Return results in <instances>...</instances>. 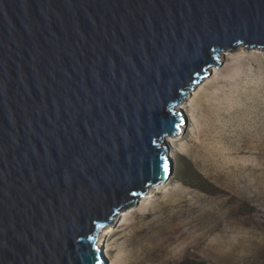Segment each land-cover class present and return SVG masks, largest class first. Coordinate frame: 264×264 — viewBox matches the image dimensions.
<instances>
[{
    "label": "water",
    "instance_id": "1",
    "mask_svg": "<svg viewBox=\"0 0 264 264\" xmlns=\"http://www.w3.org/2000/svg\"><path fill=\"white\" fill-rule=\"evenodd\" d=\"M255 48L264 0H0V264H109L102 230L173 174L183 98Z\"/></svg>",
    "mask_w": 264,
    "mask_h": 264
},
{
    "label": "rangeland",
    "instance_id": "2",
    "mask_svg": "<svg viewBox=\"0 0 264 264\" xmlns=\"http://www.w3.org/2000/svg\"><path fill=\"white\" fill-rule=\"evenodd\" d=\"M253 55L264 56V50L223 52L186 96L184 138L172 144L174 156H169L173 174L165 187L160 186L165 182L152 186L151 197L102 230L109 264H264V150L247 142L250 136L257 141L261 132L264 137V128L257 131L254 107L242 113L248 101L264 108L259 60ZM237 77L252 94L226 100L220 112L221 97ZM203 181L222 193L203 192L198 188ZM175 229L185 234L166 250L165 237Z\"/></svg>",
    "mask_w": 264,
    "mask_h": 264
},
{
    "label": "trees",
    "instance_id": "3",
    "mask_svg": "<svg viewBox=\"0 0 264 264\" xmlns=\"http://www.w3.org/2000/svg\"><path fill=\"white\" fill-rule=\"evenodd\" d=\"M253 59L255 60H259V65H262L263 68H261L259 65L257 66V75L261 78L260 81L262 82V86H263V94H264V79L262 77V73L264 72V56L261 55H253L252 56ZM261 70V72H259V70ZM239 77H237L234 83H229L228 84V89L227 92L223 93V96L221 97V102L219 105V109L220 112L224 109L225 107V101L226 100H231L233 102H236V96L237 94H241V95H247L248 93H251V91L247 90V89H243L242 84L240 83V81H238ZM257 93L259 94V92L257 91ZM256 98V97H254ZM264 98V95H263ZM247 101V100H246ZM258 104H259V100H258ZM250 107H254V109L252 110V114L254 116H256L257 118V122H259V125L257 126V131H262L264 128V108H263V104H259L258 106L255 107V102H251L248 101L247 104L242 107L244 108L242 113L247 114L248 111H250ZM246 120H249V118H246ZM253 120V119H252ZM252 120L248 123L251 124ZM251 138H248V144L252 146L253 149L257 150V151H262L264 150V137L262 135V132L260 133V137L258 138L257 141H255L252 136H250ZM203 186L198 187L200 190H202L203 192L211 195V196H218L222 193V191L216 187L213 183H209L207 181H203ZM247 208H251L249 207V205H247ZM251 213H254L255 209H251ZM185 233L183 232V230L178 229V230H174L172 234L167 235L165 238L166 240L163 242V248L168 250L170 249L171 246H174V244L176 243V240H179L181 236H183ZM168 256V255H167ZM166 256V257H167ZM169 257V256H168Z\"/></svg>",
    "mask_w": 264,
    "mask_h": 264
},
{
    "label": "bare ground",
    "instance_id": "4",
    "mask_svg": "<svg viewBox=\"0 0 264 264\" xmlns=\"http://www.w3.org/2000/svg\"><path fill=\"white\" fill-rule=\"evenodd\" d=\"M255 49H258V48H255ZM255 49H253V50H255ZM248 50H249V49H248ZM250 50H252V49H250ZM232 51H235V50H232ZM205 79H206V78H205ZM205 79H204V80H205ZM202 81H203V80H202ZM202 81H201V82H202ZM201 82H200V83H201ZM198 84H199V83H198ZM198 84H197V85H198ZM197 85H196V86H197ZM196 86H195V87H196ZM189 93H190V92H189ZM189 93H188V94H189ZM188 94H187V95H188ZM187 95H186V96H187ZM186 96L183 98V101H182V103H180L179 108H178V113H180L179 116L181 117V119H182L183 121H184V119H185V113H183V110H184V106H186V99H185ZM185 128H186V125H185V124H182V126H181V129H182L181 131H182V133H178L177 135H175V136H173V137H171V138H168L167 143H165L166 146H168V153H167V156H168V157H169V156H170V157H173V156H174V154H173V151H174V150H173V149L171 150V147H173L172 144H174L176 141L182 140V139L184 138V133H185V132H184V129H185ZM165 144H164V145H165ZM169 149H170V150H169ZM168 179H169V178H168ZM168 179H167V180H168ZM167 180H165V181H167ZM165 181H164V182H165ZM166 184H167V183L165 182L164 184H161L160 186L165 187ZM148 194H149V197H151V193H148ZM123 213L128 214L126 210H125ZM123 213H122V214H123ZM110 229H111V231H113L112 228H110ZM110 229H109V230H110ZM109 233H110V232H109ZM101 241H102V242H101V246L103 247V253H106V252H105V243H106L105 236H104V239H102ZM104 255H105V254H104ZM105 257H106V256H105ZM106 258H107V257H106Z\"/></svg>",
    "mask_w": 264,
    "mask_h": 264
}]
</instances>
